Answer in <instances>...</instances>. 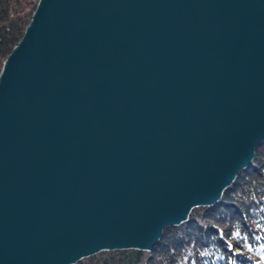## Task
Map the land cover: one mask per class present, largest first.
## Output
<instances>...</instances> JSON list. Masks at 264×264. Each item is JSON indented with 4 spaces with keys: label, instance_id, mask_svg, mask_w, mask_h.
Segmentation results:
<instances>
[{
    "label": "water",
    "instance_id": "1",
    "mask_svg": "<svg viewBox=\"0 0 264 264\" xmlns=\"http://www.w3.org/2000/svg\"><path fill=\"white\" fill-rule=\"evenodd\" d=\"M264 143V0H38L0 69V264L150 252Z\"/></svg>",
    "mask_w": 264,
    "mask_h": 264
},
{
    "label": "trees",
    "instance_id": "2",
    "mask_svg": "<svg viewBox=\"0 0 264 264\" xmlns=\"http://www.w3.org/2000/svg\"><path fill=\"white\" fill-rule=\"evenodd\" d=\"M38 0H0V69ZM241 251V252H238ZM264 264V143L219 202L195 208L150 252H100L77 264Z\"/></svg>",
    "mask_w": 264,
    "mask_h": 264
},
{
    "label": "rangeland",
    "instance_id": "3",
    "mask_svg": "<svg viewBox=\"0 0 264 264\" xmlns=\"http://www.w3.org/2000/svg\"><path fill=\"white\" fill-rule=\"evenodd\" d=\"M238 252H241V251H238ZM257 264H259V263H257Z\"/></svg>",
    "mask_w": 264,
    "mask_h": 264
}]
</instances>
